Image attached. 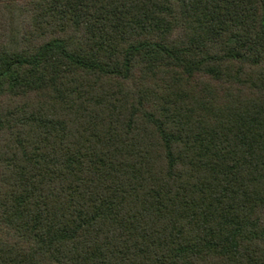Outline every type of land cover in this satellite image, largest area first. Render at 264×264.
Wrapping results in <instances>:
<instances>
[{"label": "trees", "instance_id": "1", "mask_svg": "<svg viewBox=\"0 0 264 264\" xmlns=\"http://www.w3.org/2000/svg\"><path fill=\"white\" fill-rule=\"evenodd\" d=\"M0 264H264V0H0Z\"/></svg>", "mask_w": 264, "mask_h": 264}]
</instances>
